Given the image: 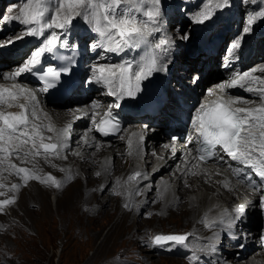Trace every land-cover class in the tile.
<instances>
[{
    "label": "snow or ice",
    "instance_id": "snow-or-ice-1",
    "mask_svg": "<svg viewBox=\"0 0 264 264\" xmlns=\"http://www.w3.org/2000/svg\"><path fill=\"white\" fill-rule=\"evenodd\" d=\"M202 3L203 7L190 18L193 23L199 25L210 21L218 10L228 5L229 0H202ZM160 4L161 0H26L18 14L3 17L5 23L19 22L24 26V30L20 35L0 44V48L27 37L37 40V46L15 70L0 73V78L13 81L10 85L0 84V177L4 172L14 173L21 181L11 184L10 191L18 192L21 186H26L32 180L57 190L62 189L66 181H71L74 178L71 169H60L66 172L64 180H60L51 173L41 175L35 166L20 167L12 161V157L18 159L22 157V163L29 162V158L35 160L37 157H43L45 162L56 167L52 163L53 159H67L64 153L69 147L72 124L76 120L88 117L89 112L93 125L89 129L90 132L94 130L102 136H109L121 130V122L113 115L112 108H119L121 106L119 101L126 98L134 99L142 91L143 82L154 73L168 70V64L164 59L170 55L172 41L167 37L153 39L163 31ZM260 18H264V8L247 17V26L243 28V33H249L251 26ZM77 19H82L98 35L99 41L91 45L93 50L99 48L112 53L126 50L142 51L137 57L124 59L119 63H93L85 83L106 88L107 95L115 97L117 103L109 105L108 110L97 122L99 113L96 110L101 105L99 101L93 100L84 109H76L79 115H74L72 121L63 127H57L51 115L43 110L38 93H47L60 84L62 76L71 74L75 58L58 53L67 44L62 37ZM188 38L187 33L182 37L185 40ZM241 46L242 38L235 39L230 45L229 52H235ZM46 57H54L64 63L45 67L42 61ZM257 72L264 74V66L235 72L219 85V95L213 89L207 90L208 95L215 96V99L202 102L192 118L193 129L200 146L196 150L197 156L194 157L197 163L192 169L186 170V175L199 174L206 180L213 174L220 175L218 169L212 173L207 168H201V165L209 160L222 163L227 157L240 165L237 168L231 163L228 164V171L236 177H243L239 180L240 183H245L255 192L264 193V76L256 75ZM25 74L38 76L42 86L32 89L16 82ZM197 79L198 77H194L193 81ZM235 88L252 93L259 103L226 94ZM237 104L246 106L236 107ZM13 107L19 111L7 110ZM144 139L142 132L131 133L127 139V155H139ZM172 140L175 142L177 137L173 136ZM83 143L89 147L95 144L97 149L100 148L94 138L92 143H89L87 135L83 138ZM172 151L175 153L174 143ZM111 167L110 158H106L103 170L109 172ZM146 178V173L137 166L123 184L119 180L115 182L113 192L125 198L123 207L132 208L134 204L132 197L139 194L138 189L130 185L139 184ZM257 178L259 183L255 182ZM220 183L228 188L231 182ZM5 187L7 186L0 182V188ZM185 187H189L186 181ZM167 191V185L158 190L157 200H163ZM4 194L0 192V195ZM16 199L15 195L0 199V213L5 211L6 206L14 204ZM176 202L177 199L172 201L173 204ZM259 203L264 207V194L259 196ZM244 212V205L237 206L233 213L225 211L219 218L223 230L231 229ZM201 223L212 228L216 226L217 221L210 220L205 215ZM193 235L158 233L150 237L148 243L159 248L187 247L189 238ZM219 236V233H213L207 245L200 248V251L214 253ZM189 259L197 261L198 256L193 252Z\"/></svg>",
    "mask_w": 264,
    "mask_h": 264
},
{
    "label": "bare ground",
    "instance_id": "bare-ground-1",
    "mask_svg": "<svg viewBox=\"0 0 264 264\" xmlns=\"http://www.w3.org/2000/svg\"><path fill=\"white\" fill-rule=\"evenodd\" d=\"M5 2V0H0V14L5 8H3ZM250 2H255L256 5L259 3L260 7L254 9V7H250ZM246 3L249 4L245 8L243 4H241V7L244 8V11L250 9L248 13H245L241 7L240 9H228L230 13H236L234 20L238 18V14L242 13V17H247L260 8H264V0H246ZM200 6L203 7V3ZM20 7L21 4L17 8L8 7L6 14L0 16V30L4 29L3 17L18 14ZM187 12L189 13L190 11L188 10ZM166 13L171 24L170 28L163 30L153 39L158 40L159 36L167 37L172 41L171 47L174 46L178 49L177 47L180 46L178 51L181 56L185 47V39H182L183 34L179 33V30L175 27V10L170 9ZM242 20L244 21V27L247 26L246 19ZM263 20L264 18L258 19L256 23H261ZM11 23L12 25L16 23L14 27L19 30L14 36L20 35L24 30V26L17 21H12ZM10 27L8 26L5 34L11 32L12 29ZM234 28L233 25V30ZM84 29L83 20L79 19V22L77 20L73 22V26L69 30L77 33L78 30ZM87 33H91V31L87 30ZM186 33L189 36L188 39H190V29L186 30ZM10 38L13 37L3 38L0 44ZM89 40L97 43L99 37L96 38L92 34ZM259 40L264 42V38H260ZM174 42L176 45H173ZM33 47L31 46L26 50L25 57L28 56V52ZM95 51H98V55L93 61H89L90 66L97 62L109 63L110 61H114V63H117L120 57V53L104 52L99 48L95 49ZM20 59V63H22L24 57ZM261 66H264V59L256 64L254 68L259 69ZM15 68L14 66L9 67V71H13ZM89 69L86 73H89ZM99 98L109 101V98L105 96H100ZM250 100L259 103L256 97H252ZM244 106L246 105H242L241 107ZM42 108L51 115L52 121L57 127H63L72 121L74 115H79L75 111L79 108L57 109L45 104H42ZM7 110L19 111L15 107ZM91 128L92 126L88 119H79L72 124L69 147L64 153L67 159H53L52 163L56 167L45 162L43 157H37L35 160L29 158V162L26 163L21 162L22 157L19 159L12 157V161L20 167L32 168L35 166L41 175L51 173L57 179L64 180L66 172L60 170L63 168L71 169L74 178L71 181H66L62 189L59 190L32 180L26 186H21L17 192L10 191L9 189L11 184L21 183L20 178L14 173L9 174L8 172H4L2 174L0 182H3L7 187L0 188V192L5 193L4 195H0V199H6L14 195L17 197L14 204L6 206L5 211L0 213V251H2L1 254L5 259L12 256L13 250L11 246L15 242L23 243L22 241H24L25 236L32 230L30 229L31 227L29 228L28 222H26L29 217L33 221L34 226L38 225V228L35 230L39 234H41L40 231L48 224L57 227L58 231H63L68 226L70 229L78 230L80 226L76 224L86 219L89 220L88 227L91 229L95 227V223L100 221L105 224V227H108L104 243L110 242L109 239L112 240L113 236L118 234L119 231H122V233L129 232L133 236L134 242L129 243L127 240L124 245L119 244L120 247L116 248L115 251L122 248L124 257L120 258V261H129L131 264H162L161 259L170 260L173 264H264V228H258V224H256V222L259 223L258 215L255 211H252L255 209L258 199L253 191L241 188L240 184L224 173L220 175L213 174L208 180L199 174L186 175V170L192 169L193 165L190 156L187 153L184 154L180 149L176 150L175 153L168 151V158L166 159H161L150 153L149 157H151V161L146 168L143 165L145 161H142L144 151L152 149L158 151L159 149H163L164 146L159 144L160 141L154 140V135L149 134V131L145 129L143 124L135 127H126L127 129L122 131L117 139L105 143L95 138L92 131H89ZM153 130L155 132L161 131L158 128ZM133 132H142L143 135L146 133V141L149 139L151 142L142 144L139 155L129 156L127 155V139ZM85 135H87L89 143H92L94 138L95 142L99 143L100 148L97 149L95 144L92 147L84 144L83 138ZM122 137L123 139H121ZM76 153H80L81 155L78 156ZM159 153L162 154L160 151ZM106 158H110L112 163L109 172L103 170ZM137 166L139 170L146 173L147 178L140 181L139 184L130 185V187L138 189L139 194L132 197L134 202L133 207L126 209L123 207L125 198L115 195L113 188L117 180L123 184L127 180V177L137 169ZM203 168L209 169L212 173H215L217 170V168L212 166ZM193 170L199 171V169ZM97 172L101 174L96 175ZM174 175H177V178H174ZM167 178L169 181H167ZM177 179L179 180L180 189H178L179 196L176 197L172 189ZM185 181L189 187H185ZM221 181H230L229 188H225L220 183ZM165 185L168 186V191L165 195L170 197V199H165L164 196L163 200H157L158 190H162ZM232 186L234 187L231 188ZM186 192L189 193V197H187ZM50 193L52 194L51 197ZM230 196L232 198L231 201L228 200ZM218 197L223 200H217ZM174 199H177L175 204L172 203ZM239 205L248 207V211L251 209L249 212L253 224V236L251 240L252 244L247 246L245 252L240 257L234 258V252L230 251L233 248L228 247V241L220 240L223 228L219 223V218L225 211L233 213V210ZM54 215L58 216V222H55ZM205 215H207L208 219L217 221L215 227L208 228L201 223ZM185 223L187 224L185 228L186 232L194 234L189 238L187 247L174 246L170 249L162 248L169 250V253H174L173 256L166 253V255H159L158 250L161 248L152 247L148 243L149 238L154 233L178 232L181 231L178 230V227H183ZM99 225L102 226L103 224L100 223ZM97 227L99 226L95 228ZM213 233L220 234L216 251L210 254L201 252L200 248L207 245ZM223 243L226 246H223ZM253 248L255 249L251 252L250 250ZM193 252L198 256L197 261L189 259ZM114 258L113 255L112 259Z\"/></svg>",
    "mask_w": 264,
    "mask_h": 264
},
{
    "label": "rangeland",
    "instance_id": "rangeland-1",
    "mask_svg": "<svg viewBox=\"0 0 264 264\" xmlns=\"http://www.w3.org/2000/svg\"><path fill=\"white\" fill-rule=\"evenodd\" d=\"M5 1L6 2L3 5V8L4 7L5 8L1 11L2 13L0 14V16H3L6 14V10H8L7 9L8 7L17 8L19 7V4H21L22 6L26 2V0L25 1L24 0H5ZM230 1L234 2V6L236 7L238 6V9H240L241 4H243L244 8L247 6V4H249V3H246V0H233V1L230 0ZM200 4H202V0H161L160 7H161L162 14L166 11H170V9L175 10V22L178 17L179 18L181 17L184 22L182 24L181 29H178L179 33L183 34L184 36V34H186V30L190 29L189 34H191V37H192V33L195 30L196 24L195 23L193 24L191 19L187 18L184 15L185 14L184 12H187L188 10L190 11L191 9L195 8V10H191L188 13L189 16L192 13L191 14L192 16L195 11H198L199 9H201L202 6H200ZM254 4L255 2H250L251 7L255 6ZM12 6H15V7H12ZM256 7H259V5H256ZM244 8H242V10ZM225 9H227V7ZM221 10L223 11L224 9H221ZM248 12H249L248 10L245 11V13H248ZM234 13H231V14L233 15ZM247 17L246 16L242 17V19H246L247 21ZM77 22H79V19H77ZM162 23L164 25L165 22L162 21ZM234 23H235V20H234ZM242 23H244L243 20H242ZM15 25L16 23H14V26ZM175 27H177L176 24H175ZM243 28H244V25H243ZM163 30L165 29L163 28ZM16 33L18 32L11 34V36H13ZM3 38H6V37L2 36L0 38V42H2ZM159 38H161V36H159L158 39ZM177 48L179 49L180 46ZM184 50H185V47H184ZM86 75H89V73L87 72ZM51 195L52 194L50 193V197ZM53 217H55L54 218L55 222H58V216L54 215ZM29 220L30 219L28 217L26 222H28L29 228L31 227L30 229L32 230L29 231L28 234L25 236L24 241H22L23 243L15 242L13 246H11L13 250L12 256L7 257L5 259L4 256L1 254L2 251H0V264H131V262L129 261H120V258L124 257L122 248L115 251L116 248L120 247L119 244L124 245V243L127 240L129 243L134 242V240L132 239L133 236L129 232L122 233V231H119L118 234L113 236L112 240L109 239L110 242L108 241V243H104V239L106 237L105 235H106V231L108 230V227H105V224L102 221L95 223V227L96 226H99V227L97 228L94 227L93 229L88 227V224H89L88 219L84 221L82 220L80 222L77 221L78 223L76 222L77 223L76 225L80 226L78 230L70 229V227L68 226L63 231H58L57 227H53L48 224L43 230H41V228L39 227V229L41 230L40 231L41 234H39L35 230L36 228H38V225L34 226L33 221L32 220L29 221ZM100 223H102L103 225L100 226L99 225ZM256 224H259V223L256 222ZM257 226L259 227V225ZM186 227H187V224L185 223L183 227H178V230H181V231L158 232V233H164V234L189 233V232H186L187 231L185 229ZM158 233L157 232L154 233L153 236ZM122 239L124 240L122 241ZM224 245L226 246V244L223 243V246ZM254 249L255 248L251 249L250 251L252 252L254 251ZM158 252H159V255H166V254L170 256L174 255V253H169V250H165L162 248L158 250ZM113 255L115 257L114 259H112ZM161 260H162L161 261L162 264L172 263L170 260H165V259H161Z\"/></svg>",
    "mask_w": 264,
    "mask_h": 264
}]
</instances>
